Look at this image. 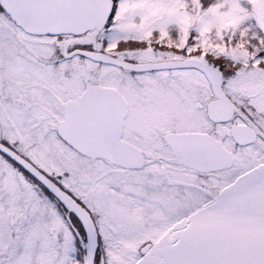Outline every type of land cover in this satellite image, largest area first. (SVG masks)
Here are the masks:
<instances>
[{"label":"snow or ice","instance_id":"snow-or-ice-1","mask_svg":"<svg viewBox=\"0 0 264 264\" xmlns=\"http://www.w3.org/2000/svg\"><path fill=\"white\" fill-rule=\"evenodd\" d=\"M0 264H264V0H0Z\"/></svg>","mask_w":264,"mask_h":264}]
</instances>
